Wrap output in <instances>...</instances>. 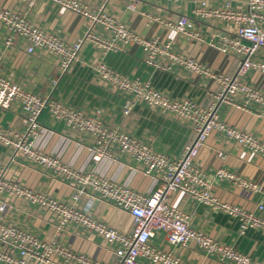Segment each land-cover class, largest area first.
<instances>
[{"label":"built area","instance_id":"built-area-1","mask_svg":"<svg viewBox=\"0 0 264 264\" xmlns=\"http://www.w3.org/2000/svg\"><path fill=\"white\" fill-rule=\"evenodd\" d=\"M46 1L82 15L88 22V28L82 36L67 41L7 7H0V28L19 37L25 43L27 53L42 50L54 56L61 73L78 63L83 44L91 43L98 53L93 65L95 77L101 86L125 95V115L131 111V105H144L177 120L186 121L191 126L194 137L180 156H170L155 151L149 143L119 126L106 125L98 109L85 113L51 95L40 96L28 91L0 75V108L9 109L15 105L21 111L19 129L0 126V147L9 151L8 161H0V196L21 199L48 212L55 222L58 235L70 225L82 227L98 236L104 244L110 245L114 252L112 263L103 262L84 252L75 251L57 238L42 239L31 230L0 218V264H50L52 261L62 264H139L140 258L154 264H194L154 246L151 239L158 232L164 233L166 241L171 245L185 247L194 243L206 254L220 261L264 264V260L241 253L235 247L221 243L192 227L188 215L168 202L173 192L180 191L194 202L236 218L240 234L249 228L264 232V217L236 204L220 201L213 193L212 182L195 164L198 149L212 132L223 134L251 154L264 156V140L228 125L216 111L218 102L236 107H245L252 102L264 109V90L244 81V75L249 70L264 76V59H253L255 51L264 46V0H248L241 7H233L228 2L212 6L203 0H159L174 4L188 2L193 5L191 13L198 21L231 27L229 35H223L216 43L210 44L221 53H233L239 58L234 75L212 70L207 65L174 51L170 41L161 42L157 38H147L132 31L102 6L97 10H89L77 0ZM142 14L152 21L157 20L154 16ZM166 25L192 40L205 41L187 14L182 13L174 23L167 22ZM94 26L102 27L107 36L100 37L94 33L91 30ZM10 42V39L6 40V43ZM126 44L139 47L144 62L150 66L167 70L172 65H179L193 75L214 82L218 89L210 93L211 103L201 105L188 98H171L155 89L149 81L123 75L109 67L104 60L105 55ZM239 97L243 99L242 105L236 101ZM43 111L53 120L62 121L67 128L86 134L92 140V146L88 148L93 161L113 158L117 152L124 154L140 163L145 175H154L159 182L158 186L148 195L142 194L94 170L84 171L72 167L59 157L36 147L34 143L40 128L38 118ZM217 156L223 158V153L218 152ZM17 158L44 169L53 177L69 184L74 191L70 202L28 188L11 177L8 170ZM214 177L251 191H261L257 184L224 167L217 168ZM87 190L127 212L132 217V228L128 232L119 231L77 206L78 196L87 193ZM261 195L264 200V191ZM258 208H264V204H258Z\"/></svg>","mask_w":264,"mask_h":264},{"label":"crops","instance_id":"crops-1","mask_svg":"<svg viewBox=\"0 0 264 264\" xmlns=\"http://www.w3.org/2000/svg\"><path fill=\"white\" fill-rule=\"evenodd\" d=\"M77 1L89 10L104 7L107 13L132 31L147 38H157L161 42L170 41L174 51L181 52L212 70L229 75H234L236 71L239 58L233 53H221L210 44L216 43L223 35H229L232 28L228 25L216 26L213 23L198 21L191 13L193 5L188 2L174 4L159 0ZM203 1L212 6L228 2L233 7H241L248 0ZM0 7L18 11L33 24L56 33L67 41L81 37L88 28V22L82 15L46 0H33V3H30V0H0ZM142 13L154 16L157 20L152 21ZM182 13L189 16L205 41L192 40L166 25L167 22L174 23ZM262 24L264 26V23ZM91 30L100 37L107 36L100 26H94ZM8 39L10 44L6 43ZM97 55L95 47L86 42L82 46L79 62L73 64L65 73H61L54 56L42 50L27 53L25 43L19 37L10 34L5 28H0V75L28 91L40 96L51 95L54 99L85 113L98 109L106 125L119 126L129 131L134 137L149 143L155 151L180 156L194 137L189 123L140 104L131 105V111L125 115V95L101 86L95 77L93 65ZM253 59H264V46L255 51ZM104 60L115 71L149 81L155 89L171 98H188L201 105H208L212 101L210 93L218 89L214 82L193 75L179 65L162 70L146 64L141 49L136 45H121L120 49L108 52ZM244 81L264 90V76L257 72H246ZM236 101L240 105L243 104L241 97ZM216 111L220 119L228 125L264 140V109L261 106L251 102L245 107H236L218 102ZM20 113V109L15 105L9 109L0 108V126L19 129ZM38 122L40 128L35 146L59 157L66 164L84 171L94 170L114 182L146 195L158 186L159 182L154 175H145L143 166L124 154L117 152L113 158L93 161L88 148L92 146V140L84 133L67 128L62 121L53 120L46 111L40 114ZM218 152L223 153V158L217 156ZM8 159V149L0 147V161L7 162ZM195 164L212 182L213 193L220 201L236 204L264 217V208H258V204H264L261 195L264 191V156L251 154L223 134L212 132L198 149ZM219 167L252 181L261 191H251L215 178L214 172ZM8 172L24 186L40 190L55 199L70 202L74 194L69 184L21 158H17L10 165ZM168 202L188 215L192 227L200 229L221 243L235 247L241 253L264 260V232L260 229L249 228L240 234L236 218L194 202L180 191L173 192ZM76 204L119 231L128 232L132 228V217L127 212L98 198L90 190L80 194ZM0 218L31 230L42 239L57 238L75 251L84 252L100 261L112 263L114 260L112 247L101 242L98 236L73 225L58 235L51 215L24 200L0 196ZM151 242L157 248L170 251L194 264H233L206 254L194 243L185 247L171 245L162 232L156 233ZM50 264L62 263L52 261ZM139 264L154 263L140 258Z\"/></svg>","mask_w":264,"mask_h":264}]
</instances>
